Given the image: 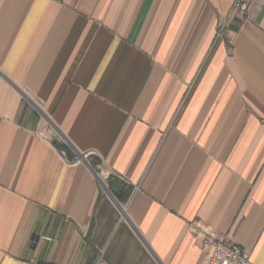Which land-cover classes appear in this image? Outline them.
Returning a JSON list of instances; mask_svg holds the SVG:
<instances>
[{
    "label": "crops",
    "instance_id": "1",
    "mask_svg": "<svg viewBox=\"0 0 264 264\" xmlns=\"http://www.w3.org/2000/svg\"><path fill=\"white\" fill-rule=\"evenodd\" d=\"M233 2L0 0V264H264V0L217 33Z\"/></svg>",
    "mask_w": 264,
    "mask_h": 264
},
{
    "label": "built area",
    "instance_id": "2",
    "mask_svg": "<svg viewBox=\"0 0 264 264\" xmlns=\"http://www.w3.org/2000/svg\"><path fill=\"white\" fill-rule=\"evenodd\" d=\"M252 0H234L227 11L225 19L218 25V32L225 29V22L230 18L243 20L246 15V8ZM227 44L232 45L228 39ZM202 250L205 255L203 264H249V253L239 246L227 241L225 238L208 236L202 239Z\"/></svg>",
    "mask_w": 264,
    "mask_h": 264
},
{
    "label": "bare ground",
    "instance_id": "3",
    "mask_svg": "<svg viewBox=\"0 0 264 264\" xmlns=\"http://www.w3.org/2000/svg\"><path fill=\"white\" fill-rule=\"evenodd\" d=\"M47 122V121H46Z\"/></svg>",
    "mask_w": 264,
    "mask_h": 264
}]
</instances>
